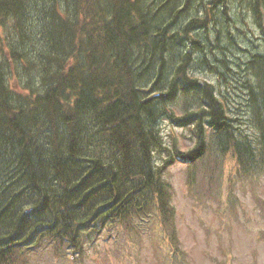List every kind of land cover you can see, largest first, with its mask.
Returning a JSON list of instances; mask_svg holds the SVG:
<instances>
[{"label": "trees", "instance_id": "1", "mask_svg": "<svg viewBox=\"0 0 264 264\" xmlns=\"http://www.w3.org/2000/svg\"><path fill=\"white\" fill-rule=\"evenodd\" d=\"M241 1L262 45L233 62L240 110L191 74L197 52L230 83L200 39L228 0H0V264H30L45 246L83 262L117 230H151L169 250L162 264H191L168 167L185 162L205 201L223 198L228 157L243 180L264 179V0ZM162 120L188 129L193 147L167 143Z\"/></svg>", "mask_w": 264, "mask_h": 264}, {"label": "rangeland", "instance_id": "2", "mask_svg": "<svg viewBox=\"0 0 264 264\" xmlns=\"http://www.w3.org/2000/svg\"><path fill=\"white\" fill-rule=\"evenodd\" d=\"M228 1V17L215 8L212 13L216 14L217 21L209 25V39L203 36L200 39L207 48L205 50L210 63L217 66L225 77L228 74L226 78L230 83L211 73L201 63L203 55L197 52L194 53L195 62L191 74L203 82L211 83L221 101L227 102V97L232 109L241 110L244 94L238 79L242 78L243 73L233 62L239 64L241 60H246L249 52L256 51L255 47L262 45V32L250 14L246 2ZM217 32H220L219 42L216 41ZM6 35L0 26V38L5 39ZM218 59L228 60L237 74L226 71ZM159 130L167 143H172V137H175L181 151H188L193 147L188 129L173 127L167 120H162ZM224 167L223 198L219 204L191 195L186 183V165L176 162L166 171V177L171 181L174 191L172 205L176 208L178 237L186 251V258L191 264H264V211L259 203H264V179L261 176L256 180L244 181L236 174V164L230 157L226 159ZM219 190L221 192L220 187ZM233 192L236 196L231 194ZM255 194L261 199H258V205L255 202ZM230 195L239 204L238 209L230 208ZM115 234L117 239L109 237L108 241H100L96 247L90 249L85 262L75 264H162L170 260L167 257L169 250L164 245L165 241L152 235L151 230L140 235H126L121 230H117ZM114 240L117 241L116 244ZM30 264L74 263L56 259L45 246L31 257Z\"/></svg>", "mask_w": 264, "mask_h": 264}, {"label": "bare ground", "instance_id": "3", "mask_svg": "<svg viewBox=\"0 0 264 264\" xmlns=\"http://www.w3.org/2000/svg\"><path fill=\"white\" fill-rule=\"evenodd\" d=\"M166 1H167V0H166ZM168 1H169V0H168ZM257 1H258V0H257ZM196 3H197V2H196ZM261 3H262V2H261ZM198 4H199V3H198ZM227 4H228V3H227ZM190 6H191V5H190ZM194 6H195V4H194ZM228 6H229V5H228ZM196 7H197V6H196ZM196 7H195V8H196ZM189 8H190V7H189ZM189 8H188V9H189ZM191 10H192V9H191ZM198 11H199V10H198ZM202 11H203V10H202ZM192 12H193V11H192ZM204 12H205V11H204ZM231 12H233V11H231ZM231 12H230V14H231ZM188 13H189V12H188ZM188 13H187V14H188ZM196 13H198V12H196ZM187 14H186V15H187ZM225 14H226V13H225ZM233 14H234V13H233ZM188 15H189V14H188ZM226 15H227V14H226ZM231 15H232V14H231ZM199 16H200V15H199ZM234 16H235V15H234ZM201 17H202V16H201ZM223 17H224V16H223ZM227 17H228V16H227ZM224 18H225V17H224ZM229 20H230V19H229ZM190 21H192V20H190ZM202 21H203V20H202ZM229 22H230V21H229ZM225 23H227V21H226ZM179 24H180V23H179ZM179 24H178V25H179ZM179 28H180V27H179ZM173 29H174V28H173ZM182 42H183V41H182ZM177 51H178V50H177ZM179 54H180V53H179ZM38 55H39V54H38ZM174 55H175V54H174ZM39 56H40L41 59H42V56H41V55H39ZM190 59H191V57H190ZM247 60H248V59H247ZM190 61H191V60H190ZM190 61H189V62H190ZM41 62H42V61H41ZM21 63H22V62H21ZM188 64H189V63H188ZM16 65H17V64H16ZM19 65H20V64H19ZM206 65H207V64H206ZM17 67H18V66H17ZM26 68H27V67H26ZM20 69H21V68H19V70H20ZM27 69H28V68H27ZM27 69H26V70H27ZM189 70H190V69H189ZM23 71H24V70H23ZM30 71H31V70H30ZM24 72H25V71H24ZM41 72H42V71H41ZM41 72H40V73H41ZM26 73H27V72H26ZM189 75H190V74H189ZM7 80H8V79H7ZM107 84H108V83H107ZM159 120H160V119H159ZM145 127H146V126H145ZM72 178H73V176H72ZM77 179H78V178H77ZM77 179H76V180H77ZM76 180H75V181H76Z\"/></svg>", "mask_w": 264, "mask_h": 264}]
</instances>
